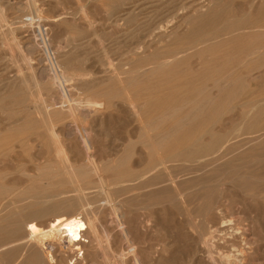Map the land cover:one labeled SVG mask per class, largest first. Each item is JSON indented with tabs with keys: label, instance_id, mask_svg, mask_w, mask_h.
Returning a JSON list of instances; mask_svg holds the SVG:
<instances>
[{
	"label": "rangeland",
	"instance_id": "rangeland-1",
	"mask_svg": "<svg viewBox=\"0 0 264 264\" xmlns=\"http://www.w3.org/2000/svg\"><path fill=\"white\" fill-rule=\"evenodd\" d=\"M69 208L78 249L10 239ZM4 244L5 264H264V0H0Z\"/></svg>",
	"mask_w": 264,
	"mask_h": 264
},
{
	"label": "bare ground",
	"instance_id": "bare-ground-1",
	"mask_svg": "<svg viewBox=\"0 0 264 264\" xmlns=\"http://www.w3.org/2000/svg\"><path fill=\"white\" fill-rule=\"evenodd\" d=\"M41 76H42V74H41ZM64 80H67V79H64ZM86 100H88V99H86ZM90 103H92V102H90ZM84 105H86V104H84ZM83 107L85 108V106H83ZM74 110H76V109H74ZM39 166H41V165H39ZM71 185H72V183H71ZM40 206H38L37 208L35 207V210H33V213L32 214H34L36 216L37 215L38 216L39 215H43V213L46 210V207H40ZM49 206H50V204L47 207H49ZM78 214H79V212H74L73 210H71V208H69L68 210H66V212H60L57 215H55L49 221V223L46 226V228L41 227L39 224H37L36 222H34V220H32V219L30 221L25 222L24 223V226L23 225H20V224L19 225H16L15 224V221H13L12 222L13 223V226L10 229V231H8L9 232V237H10V239L13 238V241H16L15 237L18 238L19 236H21L19 239H21V238L24 239L23 241H24V243H26L25 244V247L26 248L23 247L25 249H24L23 253H21V254H24L25 256L27 255L29 257H36V256H38L40 259L42 258L41 260L46 259V260L49 261V260L52 259L51 254H50V248H52V246H51V243L49 241L58 242V240H59L60 237H65V238L68 239V242L71 243V245H74V244L76 245V247H74L75 249H78L79 248V245L78 244L81 241H86V240H84V238H82V231H84L85 228L81 224V221L82 220L80 219V217L78 216ZM19 239H17V240H19ZM5 244L2 245V246H0V248H2V247H4V246L7 245V244L6 245ZM4 249H6V247ZM1 251H0V264H5L6 262L11 261L13 258H15L17 256V254H19L21 252V251H19V249H14V248H10L9 250H6L5 252L4 251L1 252Z\"/></svg>",
	"mask_w": 264,
	"mask_h": 264
}]
</instances>
